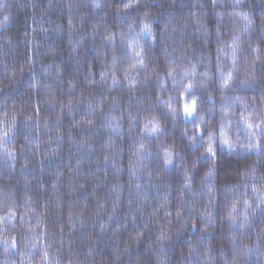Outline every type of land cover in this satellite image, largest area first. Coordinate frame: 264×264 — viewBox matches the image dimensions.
Wrapping results in <instances>:
<instances>
[{"label":"clouds","instance_id":"1","mask_svg":"<svg viewBox=\"0 0 264 264\" xmlns=\"http://www.w3.org/2000/svg\"><path fill=\"white\" fill-rule=\"evenodd\" d=\"M0 264H264V0H0Z\"/></svg>","mask_w":264,"mask_h":264}]
</instances>
